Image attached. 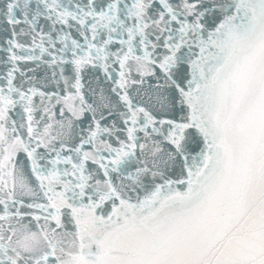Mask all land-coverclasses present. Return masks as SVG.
I'll return each instance as SVG.
<instances>
[{
	"label": "snow or ice",
	"instance_id": "6c2138e0",
	"mask_svg": "<svg viewBox=\"0 0 264 264\" xmlns=\"http://www.w3.org/2000/svg\"><path fill=\"white\" fill-rule=\"evenodd\" d=\"M0 264H264V0H0Z\"/></svg>",
	"mask_w": 264,
	"mask_h": 264
}]
</instances>
